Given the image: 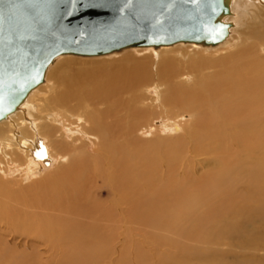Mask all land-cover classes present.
Segmentation results:
<instances>
[{
	"label": "bare ground",
	"instance_id": "6f19581e",
	"mask_svg": "<svg viewBox=\"0 0 264 264\" xmlns=\"http://www.w3.org/2000/svg\"><path fill=\"white\" fill-rule=\"evenodd\" d=\"M222 2L216 43L52 57L0 117V178L13 167L46 177L27 200L0 198L2 230L33 242H126L132 215L154 214L188 242L225 236L264 250V0ZM128 48L132 57L118 56ZM93 57L106 61L68 63ZM226 63L230 71L215 69ZM48 157L54 167L44 172ZM173 244L156 264H225L229 253ZM233 263L264 264V255Z\"/></svg>",
	"mask_w": 264,
	"mask_h": 264
},
{
	"label": "water",
	"instance_id": "95a60500",
	"mask_svg": "<svg viewBox=\"0 0 264 264\" xmlns=\"http://www.w3.org/2000/svg\"><path fill=\"white\" fill-rule=\"evenodd\" d=\"M222 0H0V117L62 52L102 54L132 43H216Z\"/></svg>",
	"mask_w": 264,
	"mask_h": 264
},
{
	"label": "rangeland",
	"instance_id": "374dc122",
	"mask_svg": "<svg viewBox=\"0 0 264 264\" xmlns=\"http://www.w3.org/2000/svg\"><path fill=\"white\" fill-rule=\"evenodd\" d=\"M132 49L122 50L118 56L132 57ZM104 61L106 60L103 57H93L71 59L68 60V63L91 67L103 65ZM223 67L230 71L227 63L219 64L215 69L219 70ZM154 68V64H152L151 70ZM158 122H160V118L154 120V123ZM140 135L145 138L149 137L146 134ZM53 161L54 157H48V163L43 168L44 172L54 167ZM7 172V176L0 178V198L14 205L31 198L32 195L40 191V185L46 178L41 173V176L34 179H25L18 174L15 167L12 170L8 168ZM155 218L156 215L148 214L144 221H140L139 216L137 218L132 215L126 242H33L29 235L15 233V238H12L7 231L0 228V264H156V259L160 254L174 252L176 245L173 243L176 242H183L199 249L206 248L204 253L216 252L226 255V252H229L223 259L225 264H235L233 263L234 258L264 255L262 249L249 250L240 247L237 240L232 237L227 239L224 236L208 244L188 242L179 235H175L171 219L168 218V222L164 220L159 224ZM178 222L182 221L178 220ZM178 222L176 224L180 225L181 223ZM208 255L211 257L210 254ZM191 262L193 264L210 263L204 260H192Z\"/></svg>",
	"mask_w": 264,
	"mask_h": 264
}]
</instances>
